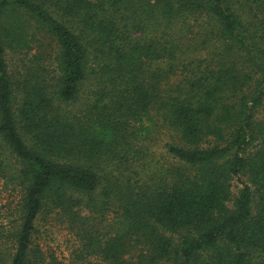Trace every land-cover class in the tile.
Instances as JSON below:
<instances>
[{
  "label": "trees",
  "instance_id": "1",
  "mask_svg": "<svg viewBox=\"0 0 264 264\" xmlns=\"http://www.w3.org/2000/svg\"><path fill=\"white\" fill-rule=\"evenodd\" d=\"M187 20L210 26L192 62ZM40 38L48 50L11 69L7 52ZM263 101L264 0H0V146L22 189L0 264H61L34 239L42 214L82 264H264ZM153 111L172 162L125 176Z\"/></svg>",
  "mask_w": 264,
  "mask_h": 264
},
{
  "label": "rangeland",
  "instance_id": "2",
  "mask_svg": "<svg viewBox=\"0 0 264 264\" xmlns=\"http://www.w3.org/2000/svg\"><path fill=\"white\" fill-rule=\"evenodd\" d=\"M260 10H256L251 5L250 8L245 7L241 11L242 18L245 22H251L258 27V19L261 18ZM258 16V17H257ZM254 27V26H253ZM177 28L183 31V35L186 34L188 38H192L193 46L187 50V59L185 62H192L193 58L190 56H198L199 53L203 56L205 49H199L201 41L205 33L209 34L210 26L206 25V28L197 27V23L193 20H187L180 23ZM158 30L160 28H157ZM150 30H147L148 32ZM134 34H139L135 32ZM43 41V45H38V42H29L31 49H23L16 52H7V59L9 60V66L13 70H24L21 68L23 60H29L35 62L34 58L36 54L41 50H48L46 48V39L40 38ZM196 46L195 49L194 47ZM200 50L199 53H194ZM200 56L199 58H201ZM26 62V61H25ZM42 64L51 68L48 60H43ZM195 64V63H193ZM192 64V65H193ZM191 66L190 69H191ZM194 68V67H193ZM184 68L178 69L175 75L171 78L174 82L179 81L184 73H190ZM86 100V95H81L80 101L71 105L70 108L77 113L83 108V102ZM151 121L144 122V127L147 129L140 130L137 134L136 140L133 141L134 148L138 153L130 159L131 165L129 169L125 170L123 174L132 178L149 181L151 178L157 175L160 168L168 166L170 159L165 153V144L167 142H175V137L170 128L166 125L163 119L162 112H151ZM256 118L262 121L264 126V101L262 105L257 108ZM133 156V155H130ZM0 159L2 161V169L0 170V239L2 233L13 227L17 223V203L22 193V189L18 186L17 182L13 180L12 173L18 165L17 158L10 153L5 146H0ZM174 162V161H173ZM116 174L115 171H113ZM241 187L240 181L234 178L231 182V192L235 196L238 189ZM36 232L34 234L35 241L42 247L43 251L47 255L54 256L61 264H82L79 259L75 257V250L78 243L75 237L66 229L61 220L54 214L45 216L42 214L38 217L35 223ZM11 243H8V247L11 250Z\"/></svg>",
  "mask_w": 264,
  "mask_h": 264
}]
</instances>
